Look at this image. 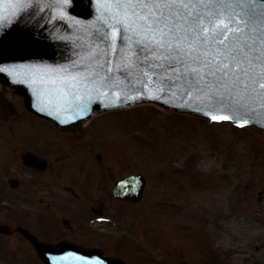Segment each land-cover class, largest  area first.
Listing matches in <instances>:
<instances>
[{
  "label": "rangeland",
  "instance_id": "1",
  "mask_svg": "<svg viewBox=\"0 0 264 264\" xmlns=\"http://www.w3.org/2000/svg\"><path fill=\"white\" fill-rule=\"evenodd\" d=\"M167 111L143 105L101 115L98 127L91 122L97 163L102 153L112 159L113 176L140 171L151 178L143 203L109 206L118 227L106 228L108 235L131 240L127 246L134 241L132 251L120 253L137 264L140 248L145 258H154L151 264L169 255L182 264H203L207 247L222 264H264V193L257 190L264 187V132L238 130L232 122L207 125ZM21 121L18 128L27 133L32 118ZM201 167L210 173L194 181L191 169ZM249 228L260 231L251 236ZM5 244L18 246V241L11 237Z\"/></svg>",
  "mask_w": 264,
  "mask_h": 264
},
{
  "label": "water",
  "instance_id": "2",
  "mask_svg": "<svg viewBox=\"0 0 264 264\" xmlns=\"http://www.w3.org/2000/svg\"><path fill=\"white\" fill-rule=\"evenodd\" d=\"M19 1L0 0V17L1 10L6 12L5 15L8 14L0 22V82L16 86L21 94L26 96V104L31 110L49 117L64 130L79 127L82 122L101 111L143 102H156L171 110L187 111L207 118L231 117L239 123L252 122L264 128V98L258 95L257 91L250 88L238 107H234L232 101L227 108L220 105L215 109L212 107L214 97L224 95L218 93L213 77L206 76L198 87L190 86L185 81L184 68L176 64L179 71L174 72L168 68L167 62L156 61L154 56H148L146 51L141 52L140 45L135 43V37L124 44L120 43L119 38L115 42L108 39L112 32L108 25L112 21L107 20L106 15L102 19L101 4L104 0H42L41 7L44 10H38L43 15L40 14L37 21L42 36L32 41L24 33L16 32L13 25L8 23L12 19L16 20L15 13L19 11L20 5L11 13L6 9L16 6ZM15 22L18 27H22ZM252 29L251 35L259 42L258 25L253 24ZM102 36L105 39H101ZM160 54L157 51L155 56ZM221 58L216 57L217 60ZM156 63H164L165 67H149ZM35 67L44 69L47 76L58 80L55 88L68 89L64 101L72 112L71 118L68 115L65 119L58 110L54 115L35 106L51 102L48 91L33 88L22 80L29 77L25 74L26 71H32ZM177 76L180 77L179 80ZM72 77L77 79L69 84ZM258 91L264 92V89ZM0 105L7 110L2 93ZM63 107L65 105L61 107L62 110ZM117 184V196L134 200L141 198L142 186L139 176L128 177ZM36 244L47 264H59L58 260L50 258L55 254L51 246L39 242ZM82 252L75 249L72 253L65 251L58 254L61 261L66 255L78 253L83 255L80 259L100 261L98 255Z\"/></svg>",
  "mask_w": 264,
  "mask_h": 264
},
{
  "label": "snow or ice",
  "instance_id": "3",
  "mask_svg": "<svg viewBox=\"0 0 264 264\" xmlns=\"http://www.w3.org/2000/svg\"><path fill=\"white\" fill-rule=\"evenodd\" d=\"M101 8L102 19L106 15L112 21L108 39L119 38L124 44L135 37L141 52L167 62L174 72L179 71L176 64L184 68L190 86H200L206 76L230 78L234 86L251 88L264 98V92L258 91L264 89V47H260L264 46V0H104ZM253 24L258 25L259 42L251 35ZM157 51L161 54L155 56ZM76 79L72 77L69 84ZM229 99L215 96L212 107L227 108Z\"/></svg>",
  "mask_w": 264,
  "mask_h": 264
},
{
  "label": "flooded vegetation",
  "instance_id": "4",
  "mask_svg": "<svg viewBox=\"0 0 264 264\" xmlns=\"http://www.w3.org/2000/svg\"><path fill=\"white\" fill-rule=\"evenodd\" d=\"M75 139L79 137L78 134H74ZM36 138H30L27 140H21L22 144H30L34 143V146L38 147L40 146V140L36 144ZM10 144H12L11 141H9ZM73 151L71 150L70 154H67V157L71 156ZM21 155V154H20ZM15 157V155H14ZM15 160V158H13ZM63 170L64 168L57 166L55 168V181L61 180V176L63 175ZM34 172V171H33ZM36 175L37 173L34 172ZM41 175L37 176L35 179L26 181L23 173L21 170L17 169H12L8 168L6 165H2L0 163V202L3 201L4 195V188L8 185V183L12 187V192L7 196L8 199L11 200H19L20 198L23 197H32L34 198L33 200L45 204L47 209H50V212L53 209V202L51 201H46V199L51 198L52 196H58L59 193L52 188H50V182L51 180L48 178H42ZM88 186L87 183H83L82 188H86ZM71 194H76L75 189L71 190ZM41 193H46V195H40ZM49 197V198H48ZM81 211L74 210L71 217H68L66 214H63V216L60 218L62 225L60 226V223L56 222V219L53 216V212L51 214H47L46 217L40 218L37 215L32 216L31 221L29 222L32 224L38 234L39 232L41 235H46L50 236L54 233L53 238L62 240L64 238L68 239L69 241L75 242V240H83L85 237H82V235H85V230H86V224L83 219H81L78 214ZM22 221H25L23 217L17 216L15 219V223L21 224ZM46 225V226H42ZM75 225V227H73ZM65 226H68L69 228H66ZM18 235H20L19 232H16ZM40 236V235H39ZM52 238V239H53ZM51 241H57V240H52ZM0 264H10L8 256H6L3 253V247H0Z\"/></svg>",
  "mask_w": 264,
  "mask_h": 264
},
{
  "label": "bare ground",
  "instance_id": "5",
  "mask_svg": "<svg viewBox=\"0 0 264 264\" xmlns=\"http://www.w3.org/2000/svg\"><path fill=\"white\" fill-rule=\"evenodd\" d=\"M258 188H259L261 191H264V187L262 188L260 185H258ZM250 189H251V187H250ZM254 193H255V191H253V190H249V197L254 198ZM245 231H249V229H246ZM252 234H253V232H252Z\"/></svg>",
  "mask_w": 264,
  "mask_h": 264
}]
</instances>
